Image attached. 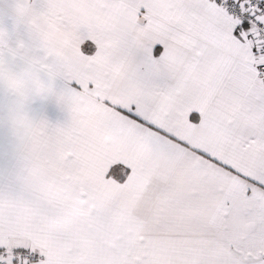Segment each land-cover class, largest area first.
<instances>
[{
    "label": "snow or ice",
    "instance_id": "1",
    "mask_svg": "<svg viewBox=\"0 0 264 264\" xmlns=\"http://www.w3.org/2000/svg\"><path fill=\"white\" fill-rule=\"evenodd\" d=\"M0 264H264V0H0Z\"/></svg>",
    "mask_w": 264,
    "mask_h": 264
}]
</instances>
